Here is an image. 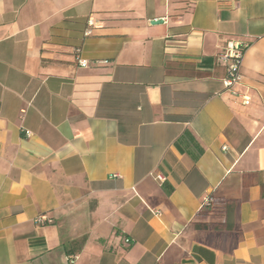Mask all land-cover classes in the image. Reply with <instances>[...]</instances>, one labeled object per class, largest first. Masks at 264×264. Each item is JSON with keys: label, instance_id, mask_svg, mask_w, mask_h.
Returning a JSON list of instances; mask_svg holds the SVG:
<instances>
[{"label": "crops", "instance_id": "crops-1", "mask_svg": "<svg viewBox=\"0 0 264 264\" xmlns=\"http://www.w3.org/2000/svg\"><path fill=\"white\" fill-rule=\"evenodd\" d=\"M70 254L264 264V0H0V264Z\"/></svg>", "mask_w": 264, "mask_h": 264}, {"label": "built area", "instance_id": "built-area-1", "mask_svg": "<svg viewBox=\"0 0 264 264\" xmlns=\"http://www.w3.org/2000/svg\"><path fill=\"white\" fill-rule=\"evenodd\" d=\"M95 27V23L91 18L87 19L86 28L84 30V35L88 36L92 33L93 28ZM246 45L240 42H233L229 43L226 48L222 51L217 53L214 57L216 63L223 65L225 69V75L222 79V86L225 90H231L232 87L239 82L241 78L240 74V66L242 61L243 52ZM74 54L76 58L77 65L80 67L88 66V62L81 57V48L76 47L74 49ZM27 135L30 133L25 131ZM152 174V173H151ZM155 179L158 181H163L164 176L161 174H155ZM214 199L211 195H207L203 198L200 208L209 207L212 208L214 205ZM154 215L159 216L160 212L157 210L152 211ZM33 222L36 225H43L45 223L50 222L47 216L44 213L38 214L34 219ZM76 256L75 255H67V262L68 264H75Z\"/></svg>", "mask_w": 264, "mask_h": 264}, {"label": "water", "instance_id": "water-1", "mask_svg": "<svg viewBox=\"0 0 264 264\" xmlns=\"http://www.w3.org/2000/svg\"><path fill=\"white\" fill-rule=\"evenodd\" d=\"M162 22V20L152 21V23H159Z\"/></svg>", "mask_w": 264, "mask_h": 264}]
</instances>
